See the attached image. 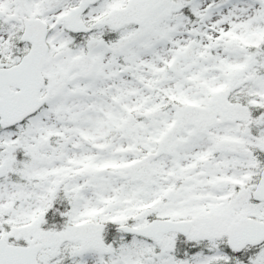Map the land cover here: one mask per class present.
<instances>
[{"label": "snow or ice", "instance_id": "6c2138e0", "mask_svg": "<svg viewBox=\"0 0 264 264\" xmlns=\"http://www.w3.org/2000/svg\"><path fill=\"white\" fill-rule=\"evenodd\" d=\"M0 264H264V0H0Z\"/></svg>", "mask_w": 264, "mask_h": 264}]
</instances>
